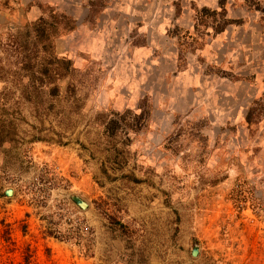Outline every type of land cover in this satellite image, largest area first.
Listing matches in <instances>:
<instances>
[{
    "label": "rangeland",
    "instance_id": "rangeland-1",
    "mask_svg": "<svg viewBox=\"0 0 264 264\" xmlns=\"http://www.w3.org/2000/svg\"><path fill=\"white\" fill-rule=\"evenodd\" d=\"M0 121V264H264V0H0Z\"/></svg>",
    "mask_w": 264,
    "mask_h": 264
},
{
    "label": "trees",
    "instance_id": "trees-1",
    "mask_svg": "<svg viewBox=\"0 0 264 264\" xmlns=\"http://www.w3.org/2000/svg\"><path fill=\"white\" fill-rule=\"evenodd\" d=\"M36 31L38 32L39 31V29L37 28L36 29ZM26 66V68L28 69V71H26V73H25V76H30V77H33L34 76V71H32L31 69H32V67H31V65H25ZM51 72V69L49 68H45V69H40V70H38L37 71V73L38 74H48V73H50ZM52 73V72H51ZM53 74V73H52ZM54 91H53V93H56L55 91H56V89H57V87H56V84L53 86V88H52ZM2 121H0V125L2 124L1 123ZM0 144L2 143V141H4L5 139H6V134L4 133L5 132V130H3V131H1L0 130ZM8 133V132H7Z\"/></svg>",
    "mask_w": 264,
    "mask_h": 264
},
{
    "label": "water",
    "instance_id": "water-1",
    "mask_svg": "<svg viewBox=\"0 0 264 264\" xmlns=\"http://www.w3.org/2000/svg\"><path fill=\"white\" fill-rule=\"evenodd\" d=\"M11 193H12V190H10V189L6 191L7 195H11ZM74 199H75V202L77 203V205L80 208H82V209L86 208V206H87L86 202H84L83 200L79 199L78 197H75ZM196 252H197L196 249H193L192 255H196Z\"/></svg>",
    "mask_w": 264,
    "mask_h": 264
}]
</instances>
